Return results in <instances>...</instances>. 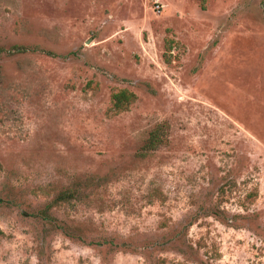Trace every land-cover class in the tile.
Wrapping results in <instances>:
<instances>
[{
  "label": "rangeland",
  "instance_id": "obj_1",
  "mask_svg": "<svg viewBox=\"0 0 264 264\" xmlns=\"http://www.w3.org/2000/svg\"><path fill=\"white\" fill-rule=\"evenodd\" d=\"M0 264H264V0H0Z\"/></svg>",
  "mask_w": 264,
  "mask_h": 264
},
{
  "label": "trees",
  "instance_id": "obj_2",
  "mask_svg": "<svg viewBox=\"0 0 264 264\" xmlns=\"http://www.w3.org/2000/svg\"><path fill=\"white\" fill-rule=\"evenodd\" d=\"M134 93L131 91H128L126 89H121L119 91H116L112 94V102L113 106L116 108H121L124 105H126L128 102H130L134 98ZM156 134H153L152 140H156Z\"/></svg>",
  "mask_w": 264,
  "mask_h": 264
}]
</instances>
